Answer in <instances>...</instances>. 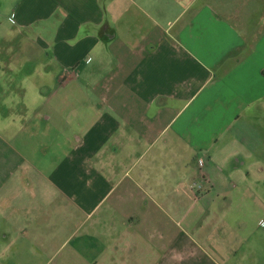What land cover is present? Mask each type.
Masks as SVG:
<instances>
[{
	"label": "crops",
	"instance_id": "0c3cea01",
	"mask_svg": "<svg viewBox=\"0 0 264 264\" xmlns=\"http://www.w3.org/2000/svg\"><path fill=\"white\" fill-rule=\"evenodd\" d=\"M55 260L264 264V0H0V264Z\"/></svg>",
	"mask_w": 264,
	"mask_h": 264
},
{
	"label": "built area",
	"instance_id": "2783aa9c",
	"mask_svg": "<svg viewBox=\"0 0 264 264\" xmlns=\"http://www.w3.org/2000/svg\"><path fill=\"white\" fill-rule=\"evenodd\" d=\"M59 80H60V81L62 80V82H65V80H63V78H62V77H61V78H59ZM192 188H193V189H196V188H198V189H199V188H201V186H200V185H197V184H195V183H194V184H192Z\"/></svg>",
	"mask_w": 264,
	"mask_h": 264
},
{
	"label": "rangeland",
	"instance_id": "374dc122",
	"mask_svg": "<svg viewBox=\"0 0 264 264\" xmlns=\"http://www.w3.org/2000/svg\"><path fill=\"white\" fill-rule=\"evenodd\" d=\"M36 264V263H35ZM38 264H56V260L55 261H42V262H40V263H38Z\"/></svg>",
	"mask_w": 264,
	"mask_h": 264
}]
</instances>
